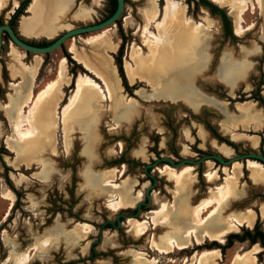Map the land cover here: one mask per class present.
<instances>
[{
    "label": "rangeland",
    "instance_id": "374dc122",
    "mask_svg": "<svg viewBox=\"0 0 264 264\" xmlns=\"http://www.w3.org/2000/svg\"><path fill=\"white\" fill-rule=\"evenodd\" d=\"M14 1L6 0L5 7L0 11V24L9 23L23 0H17L18 6L11 13ZM156 1V21H160L166 0ZM170 1L180 2L183 20L189 21L184 23H190L192 29L194 27L205 34L208 42L204 49L190 45L187 55L177 53L174 61L160 75L164 83L174 82L172 70L198 69L201 63H206L201 70H196L193 80V88L203 100L197 108H192L182 99L156 97L145 82L135 80L131 83L127 80L124 66L132 64L137 55L144 57L149 54L146 47L148 37L144 33V9L149 0H125L122 15L115 24L67 39L61 47L47 54L26 52L13 44L6 34L3 35L0 54V264H13V257L24 252L30 255L28 264H131V251L134 250L144 252L148 259L155 258L156 264H191V259L192 264H197L196 254L202 250H217L216 264H233L237 255L246 253L254 256L255 264H264V246L259 241L251 243L233 238L228 245L227 240L229 234L241 235L244 230L255 227L264 232V219L259 211L264 203V185L250 179L245 160L238 161L245 164L237 181L241 196L233 199V204L225 207L222 214L250 208L256 214L252 226H240L229 232L222 242L205 239L203 243L196 244L191 240L188 248L169 254H160L153 249L152 239L158 241L169 229L150 223L152 212L159 209L162 202L171 204L175 200L176 184L169 173L161 171L169 164L158 162L148 168L155 182L145 172L147 164L160 157H169L177 163L183 159L196 161L207 154H219L226 159L247 152L264 155V124L258 130L237 125L234 133L244 138L235 140L231 129L224 126L227 117L222 112L223 105H226L229 113L237 115V103L252 102L264 118V13L259 9L247 11L243 16V25L252 24V27L237 35L234 32V14L227 5L208 0L223 10L227 18L224 19L221 13L202 5L199 0ZM30 2L13 20L12 26L20 37L37 44L50 42L67 30L101 22L110 16L112 10L111 0H70L67 7L54 9L57 20L46 32L27 31L23 28V22L41 17L40 13L27 10ZM82 10L87 12L85 17L79 15ZM154 25L151 23L149 30L158 34L159 29ZM44 33L52 34L51 38L44 36ZM99 34L110 38L113 48L99 43L100 47L95 41L85 42ZM74 44L83 54L97 57L103 54L110 61L120 83L117 96L122 103L131 101L136 104L137 113L130 123L124 120L119 127H115L118 119L114 114V104L105 101L98 89L88 88L93 95L91 99H94L88 102L82 93L68 110L66 122L72 129L65 136L59 116L74 94L79 74H87L104 88L101 80L76 61L70 51ZM229 57L233 58L234 63L249 64L245 77L232 89L218 76L222 60ZM37 63L34 79L24 82L19 66L28 69ZM61 69L64 75L59 84L61 96L56 100L58 118L52 147L45 146L40 151L34 149L37 151L35 153L30 150L32 158L28 164L22 160L19 162V157L7 143L13 136L17 107L29 91L34 96L57 80ZM172 95L175 96V93ZM39 104H45V100L42 99ZM28 109L25 108L26 111ZM36 126L38 133L30 149L41 145L43 135H46V132L40 131L37 123ZM199 129L206 132L204 140L199 135ZM252 134L260 139L256 147L251 146L245 138ZM15 141L12 143L17 145ZM222 144L231 147L230 155L219 151ZM232 165L215 164L208 159L199 164L169 166L176 171L185 166L192 167L194 185L191 204L197 205L209 195L211 188L225 183ZM224 168L227 171H223ZM112 170L116 184L123 186L128 182L132 186L131 194L137 197L133 206L117 211L109 208L108 199L113 189L106 186L104 191L101 190L102 174ZM210 171L215 172L214 182L208 181L206 174ZM148 188H151L150 202L142 205L138 215L132 217L137 204L147 202ZM3 192L13 195L12 204L3 198ZM118 214L125 215L120 217V224ZM207 215L208 211L204 212L203 216ZM129 219L148 220L146 233L141 237L136 236L129 228ZM82 225L90 226L88 233L81 238L71 236L72 231ZM47 240L44 245L43 241ZM39 243L43 245L36 248ZM8 257L11 259L6 260Z\"/></svg>",
    "mask_w": 264,
    "mask_h": 264
},
{
    "label": "bare ground",
    "instance_id": "6f19581e",
    "mask_svg": "<svg viewBox=\"0 0 264 264\" xmlns=\"http://www.w3.org/2000/svg\"><path fill=\"white\" fill-rule=\"evenodd\" d=\"M212 1L219 5H227L230 8V12L234 14V32L237 35H242L246 30L252 27V24L247 26L243 25V16L247 11L254 12L256 9H259L260 12L264 13V0ZM69 2L70 0H31L27 10L30 12H38L41 14V17L31 18L29 21L23 22V28L27 31L46 32L57 20L54 9L65 8L69 5ZM156 2V0H149L147 7L144 9V16L146 20L144 33L146 37H148L146 39L148 42L146 43V47L148 46L147 50L149 54L144 57L137 55L132 64H127L126 67L124 66L126 71L125 75H127V80L131 83L135 80L145 82L151 88L153 95H156V97L182 99L192 108H197L203 100L202 96L196 94V91L193 88V80L195 79L196 70H201L206 66V63H201V66L198 69H185L180 72L172 70L171 76L175 79V83L170 81L164 83L160 73L163 72L162 70H165L166 66L170 62L174 61L177 53H184L187 55L190 50V45L196 49H204L208 42L207 36L199 32V30H196L194 27L192 29L189 26L190 23L188 25L185 24L189 21H186V19L183 20L182 8L180 7V2L178 1L169 2V0H166L161 20L156 21V17L158 16V7ZM13 4L14 7L11 9V13L14 12L15 8L18 6V1H14ZM5 5L6 0H0V11L5 7ZM79 15L81 17H85L87 12L82 10ZM151 23L156 25V29L158 27V34L149 30ZM43 35L50 38L52 36V34L48 33H44ZM94 41L98 42V45L100 43L104 44V47L107 46L109 48H113L110 44V38L104 34L95 35L85 42L92 43ZM75 46V44L71 45L70 51L74 54L76 61L81 63L91 74L101 80L104 88L102 89V86L100 87L99 84L87 74H79L75 82L76 86L74 94L63 106L61 111L62 117L59 116V121L60 118L62 119L61 123L63 125L65 136L68 131L72 129L70 124L66 122L68 110L82 93L85 95L88 102L91 100L93 101L94 99H91L93 95L90 94L88 88L93 90L98 89L102 92L101 96L106 99L105 101H110L114 104V114L118 119L115 127H119L124 120L130 123L131 118L137 113L136 104L134 102L131 103V101L122 103V99L117 96L120 91V83L116 70L112 67L110 61L106 57L102 56L103 54L101 56L98 55L99 57H97V55L83 54L78 51V48ZM131 58L133 59V57ZM65 61L66 59L63 58V62ZM38 64L39 63L33 67H29L28 69L26 67L25 69H22V66L21 68L19 66V69L18 67H13L15 69L22 70L21 73L23 74L24 82H30L35 77ZM248 68L249 64L246 62L237 64L234 63L232 57H229L228 59L224 58L220 64L218 76L232 89L237 82L245 77V70ZM63 71L64 70L61 69L58 73L57 80L49 83L45 89L40 90L36 95L32 96L29 91L24 97L25 99L17 107L16 118L13 125V136L7 140V143L11 147V150H13L19 157V162L22 160L28 164L32 158V156L30 157V153H32L34 149H38L40 151L45 146H51L54 141V128L57 126L58 118L56 100L58 96H61L59 93L61 92L59 84L60 78L64 75ZM174 93L175 96L172 95ZM42 99L45 100V104L43 105L39 104ZM26 107L29 108L27 111L25 110ZM236 107L238 110L237 115L229 113L226 110V105H223L222 112L227 117L224 126H228V130L231 129L233 139L239 140L244 137L234 133L237 125H240L245 129L251 127L253 130H258L263 126L264 118L252 102L237 103ZM36 123L39 126L40 131L46 132V135H43V140L40 142L41 145L38 144L37 147L30 149L31 144L35 142V136L38 133ZM199 135L203 140L206 138V132L203 129H199ZM245 138L248 139L253 147H256L259 144L260 139L258 135H247ZM14 139L17 140L15 141V143L17 142V145L12 143ZM218 149L224 155L231 154V149L224 144L220 145ZM30 150L32 151L29 152ZM35 150L33 151L34 153L37 152ZM140 155L145 156L143 153ZM232 164V168L229 170V178H225V183L211 188L209 195L201 199L197 205L191 204L192 187L194 185V177L191 176L192 167L185 166L180 171H176L169 165H165L163 169H161V171L169 173L175 181L176 192L174 194L175 200L171 204L162 202L159 209L152 212L153 216L151 217L150 223L161 225L169 229V231H166L159 237L158 241H156V239H152L151 243L154 250L160 254H169L175 250H184L188 248L191 240H194L196 244L203 243L205 239L222 242L223 238L229 232L237 230L240 226H252L255 221L256 214L250 208L245 209V211L231 212L227 215L222 214L225 207L228 208V206L230 207V205L233 204V199H237V197L241 196V193H238L237 190V181L240 176L241 167L245 164H241L238 161H235ZM246 167L250 171V179L254 183L264 185V166L256 160L247 159ZM223 171H227V168H224ZM206 175L209 182H214L216 180L215 172L210 171ZM114 179L115 174L113 170L102 174L101 190L104 191V187L106 186L113 189L108 199L109 208L113 211H117L124 207L133 206L137 197H133L131 194L132 186L128 184V182H125L123 186H120L114 182ZM2 196L4 199L9 200L10 204L13 203L14 197L12 194L3 192ZM259 209L260 214L264 219V203H262ZM206 211H208V215L204 217L203 214ZM147 221L148 220L136 221L129 219V228L136 236L141 237L148 229L149 225L147 224ZM89 229L90 226L88 225L79 226L72 231L73 234H71V236L81 238L88 233ZM199 231L201 232L200 235H198ZM153 238L155 237L153 236ZM47 242L48 240L43 241V244L45 245ZM41 243H39L36 248L43 245ZM131 252L133 255V261L131 264H156L157 262L155 258L148 259L142 251L134 250ZM216 254L217 250H202V252L196 254L197 264H216L214 261ZM218 256L219 254L217 257ZM253 257L254 256H251V254L248 253L237 255L233 264H255L256 262H254ZM13 258V264H28L30 255L27 252H24L20 255L14 256ZM9 259H11V257H8L6 260Z\"/></svg>",
    "mask_w": 264,
    "mask_h": 264
},
{
    "label": "water",
    "instance_id": "95a60500",
    "mask_svg": "<svg viewBox=\"0 0 264 264\" xmlns=\"http://www.w3.org/2000/svg\"><path fill=\"white\" fill-rule=\"evenodd\" d=\"M116 1H117V6H116L115 11L110 16H108L106 19H104L103 21L98 22L96 24H91V25L77 27V28L67 30V31L63 32L61 35H59L58 37H56L50 44L45 45V46H39V45L31 44L29 41L23 39L22 37H20L16 33L14 28L9 23L0 24V54L2 51V45H3V35H5V34L8 36L9 40L13 44H15L16 46H18L19 48L23 49L26 52H32L35 54H47V53L53 52L56 49H58L59 47H61V45L67 39L73 38V37L81 35V34L90 33V32L105 29V28L115 24L116 21L121 17L122 12L124 10L125 0H116ZM226 146H228V145H226ZM229 148H231V147H229ZM208 159H212V160L217 161L223 165H231L235 161H242V160L246 161L247 159H252V160H256V161L260 162L264 166V155L254 153V152H247V153H243L241 155L233 156V157L227 158V159L224 158L223 156L219 155V154H208V155H205L196 161L191 160V159H183L177 163L174 162L169 157H160L155 162H153L152 164H147L145 166V172H146V174H148L150 177L153 178V175L148 173V168H151L154 164H156L158 162H166L167 164H169L173 167H179V166H182V165L187 164V163L197 164V163H200L201 161H206ZM150 189L151 188H148L146 190L147 202H139L136 206V213L133 214L132 217L138 215V213L141 210L142 205H146L150 202ZM120 217H125V215L124 214H118V216H117L118 224H120Z\"/></svg>",
    "mask_w": 264,
    "mask_h": 264
},
{
    "label": "trees",
    "instance_id": "16d2710c",
    "mask_svg": "<svg viewBox=\"0 0 264 264\" xmlns=\"http://www.w3.org/2000/svg\"><path fill=\"white\" fill-rule=\"evenodd\" d=\"M111 1H112V10H111L110 15L115 11L116 6H117V1L116 0H111ZM199 1L201 2L202 5L208 7L209 9L216 10V12L221 13L222 16L224 17V19H227L226 16H225V13L223 12V10L221 8L213 5L208 0H199ZM28 2H29V0L22 1L21 4L19 5V7L15 10V12L12 15V18L9 21V24L11 26L13 24V20L23 11L25 5ZM52 41H50V42H42L40 44H37V43H31V44L45 46V45L50 44ZM67 57H69V56L67 55ZM120 71H121V74H123L121 68H120ZM233 238H237L240 241L249 240L251 243H255V242L259 241L262 244V246H264V232L261 231V230H258L256 227L253 230H244L241 235L240 234H229L227 236V240L229 242L228 245L231 244Z\"/></svg>",
    "mask_w": 264,
    "mask_h": 264
},
{
    "label": "flooded vegetation",
    "instance_id": "af4514ba",
    "mask_svg": "<svg viewBox=\"0 0 264 264\" xmlns=\"http://www.w3.org/2000/svg\"><path fill=\"white\" fill-rule=\"evenodd\" d=\"M24 1V0H23ZM28 4V3H27ZM26 6V5H25ZM208 155V154H207ZM214 161V160H213ZM215 162V164L217 163V164H220L219 162H217V161H214ZM187 164H189V163H187ZM197 164H199V163H197ZM221 165V164H220ZM148 173H149V170H148ZM147 176L152 180V182H155V178L153 177H150L148 174H147Z\"/></svg>",
    "mask_w": 264,
    "mask_h": 264
}]
</instances>
